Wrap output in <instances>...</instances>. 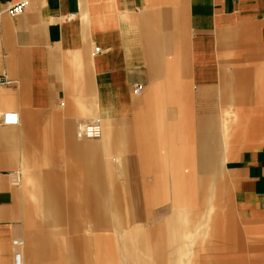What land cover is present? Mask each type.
Masks as SVG:
<instances>
[{
	"label": "crops",
	"instance_id": "crops-1",
	"mask_svg": "<svg viewBox=\"0 0 264 264\" xmlns=\"http://www.w3.org/2000/svg\"><path fill=\"white\" fill-rule=\"evenodd\" d=\"M0 75V264H217L203 254L243 236L223 163L237 218L264 231V0H0ZM91 121L101 137L77 139ZM245 237L264 264V232Z\"/></svg>",
	"mask_w": 264,
	"mask_h": 264
},
{
	"label": "rangeland",
	"instance_id": "rangeland-1",
	"mask_svg": "<svg viewBox=\"0 0 264 264\" xmlns=\"http://www.w3.org/2000/svg\"><path fill=\"white\" fill-rule=\"evenodd\" d=\"M214 96V94H213ZM194 103H197V100L194 99L193 101ZM215 102V101H214ZM190 110L195 114L197 109L195 107V104H191V107H190ZM194 117H196L194 115ZM218 118V117H217ZM85 141H89V140H84L82 142H85ZM257 142H262V141H255V143H240V144H236V145H233L230 147V149H228V151H236L238 147V149H243L245 147H250L252 145H255V144H262V143H257ZM203 175V176H206L208 178V180H210L211 178V175L210 173H201V171L197 172V175ZM144 180L146 183H149V178L151 176V174H144ZM216 177H217V183H216V186L217 188H220L222 186H225L226 188V194L225 196L222 198V201H221V204H220V207L222 208V211H223V216L225 217V223L228 225V227H232L238 231H241L243 236L241 238V243H240V250L238 249H233L231 251H222V252H214V253H207V254H203V258H206L205 260H209L210 261V258L208 259L207 256H210L212 255L211 257L213 258H216L217 260H215L217 262V264L220 263V258H231V260L229 261L230 263H233V264H246L247 261L244 259L246 258L247 254H248V250H246V247H244L245 245L248 246V244L250 243L251 239H247L245 237V235L247 234V236H253V234L257 233V232H260V233H263L264 231H259L257 229H254V228H251L249 227L244 221H241L237 218L236 216V213L233 209V206H232V203H231V189H230V186H229V181H230V177L228 175V173L225 171L224 169V163L221 165V167L218 169L217 171V174H216ZM168 204L165 202V203H162V204H158L156 206H154L151 210L154 212L156 210H159V209H163L164 207L166 208L165 210L161 211L160 213H154V215H152V217L150 216V214L148 213H144V216L143 218H141L140 223H142L144 226H146V228H151L150 226H154L160 222H162L163 220H165L171 213V209L169 208V206H167ZM197 209V207H195ZM151 217V218H149ZM20 220V219H19ZM21 221V220H20ZM22 223V221H21ZM72 223L74 224V222H72L71 220L69 221V224L66 226L67 229L65 231V236L67 238V240H72L74 237H76L77 235V230L80 232V233H83V229H84V223L82 221H80V226L78 229L74 228L72 226ZM86 223V222H85ZM17 224H20V223H17ZM45 229H47L46 227H44V231ZM245 229H248V231L246 232ZM250 229V230H249ZM89 234L87 235H90L92 232L90 231V228L89 230H87ZM78 232V233H79ZM246 233V234H245ZM253 233V234H251ZM54 235L51 236L49 233L47 235H49L48 238H50L51 240H55L58 239V237H62V235H60V230H59V227L58 225H55L54 226ZM249 242V243H248ZM243 246V247H242ZM217 247H219V245L217 244ZM256 251L258 254L262 255L264 254V247L263 246H259V247H256ZM15 252V250H14ZM254 250L253 248L251 249V255L252 256H255V255H258V254H254ZM58 254V253H57ZM59 256L61 257V255L59 254ZM62 258V257H61ZM65 260L69 262V260H71L72 258L69 257V254H65ZM82 255H77L75 257V261L76 262H80L82 260ZM60 260V259H58ZM57 259L56 260H53V261H58ZM48 261V260H47ZM46 261V262H47ZM44 262V263H46ZM43 263V264H44ZM42 264V263H41ZM69 264V263H67Z\"/></svg>",
	"mask_w": 264,
	"mask_h": 264
},
{
	"label": "built area",
	"instance_id": "built-area-1",
	"mask_svg": "<svg viewBox=\"0 0 264 264\" xmlns=\"http://www.w3.org/2000/svg\"><path fill=\"white\" fill-rule=\"evenodd\" d=\"M26 5V1H20L13 3L6 8V13L10 16L20 14ZM99 48H95L94 52H98ZM9 81L2 75H0V87ZM142 92V85L136 84L133 86V93L140 94ZM5 123H13L16 121V117L13 114H5L3 117ZM102 135L100 124L96 121L91 122H78L75 128V137L77 139H89L96 140ZM14 264H20L18 253L14 254Z\"/></svg>",
	"mask_w": 264,
	"mask_h": 264
},
{
	"label": "bare ground",
	"instance_id": "bare-ground-1",
	"mask_svg": "<svg viewBox=\"0 0 264 264\" xmlns=\"http://www.w3.org/2000/svg\"><path fill=\"white\" fill-rule=\"evenodd\" d=\"M225 134H230V132H227L226 131ZM14 244L16 245L17 244V241H14ZM15 253H18V255H19V262H20V264H23V260H22L21 254L19 252H15Z\"/></svg>",
	"mask_w": 264,
	"mask_h": 264
}]
</instances>
